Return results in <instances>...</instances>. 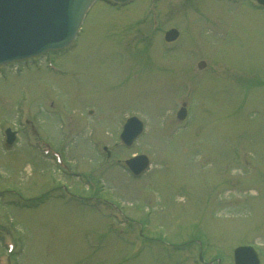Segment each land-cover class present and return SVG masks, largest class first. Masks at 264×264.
Returning <instances> with one entry per match:
<instances>
[{
	"label": "rangeland",
	"instance_id": "obj_1",
	"mask_svg": "<svg viewBox=\"0 0 264 264\" xmlns=\"http://www.w3.org/2000/svg\"><path fill=\"white\" fill-rule=\"evenodd\" d=\"M38 61L0 73V264H200L206 237L209 264H234L249 242L264 264V9L100 0L69 47ZM134 114L145 128L127 146ZM136 153L151 164L134 177Z\"/></svg>",
	"mask_w": 264,
	"mask_h": 264
},
{
	"label": "water",
	"instance_id": "obj_2",
	"mask_svg": "<svg viewBox=\"0 0 264 264\" xmlns=\"http://www.w3.org/2000/svg\"><path fill=\"white\" fill-rule=\"evenodd\" d=\"M126 2L130 0H117ZM93 0H0V63L19 60L48 49L58 50L74 36L81 19ZM172 29L167 38H175ZM204 63L201 64L203 66ZM185 115L183 108L179 117ZM142 121L129 118L121 135L130 144L142 131ZM135 172L148 164L145 156L128 160ZM237 264H258L256 254L249 248H238Z\"/></svg>",
	"mask_w": 264,
	"mask_h": 264
},
{
	"label": "bare ground",
	"instance_id": "obj_3",
	"mask_svg": "<svg viewBox=\"0 0 264 264\" xmlns=\"http://www.w3.org/2000/svg\"><path fill=\"white\" fill-rule=\"evenodd\" d=\"M95 4V3H94ZM94 4L91 6V8L89 9V11L88 12H90V10L92 9V7L94 6Z\"/></svg>",
	"mask_w": 264,
	"mask_h": 264
}]
</instances>
